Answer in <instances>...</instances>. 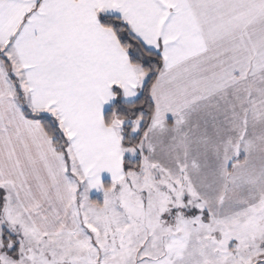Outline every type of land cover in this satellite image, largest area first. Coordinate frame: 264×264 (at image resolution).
Masks as SVG:
<instances>
[{
	"label": "snow or ice",
	"instance_id": "obj_1",
	"mask_svg": "<svg viewBox=\"0 0 264 264\" xmlns=\"http://www.w3.org/2000/svg\"><path fill=\"white\" fill-rule=\"evenodd\" d=\"M0 264H264V0H0Z\"/></svg>",
	"mask_w": 264,
	"mask_h": 264
}]
</instances>
